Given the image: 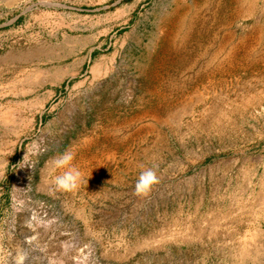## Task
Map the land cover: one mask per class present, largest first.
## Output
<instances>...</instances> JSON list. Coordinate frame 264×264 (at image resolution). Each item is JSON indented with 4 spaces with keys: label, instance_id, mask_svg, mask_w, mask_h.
<instances>
[{
    "label": "rangeland",
    "instance_id": "374dc122",
    "mask_svg": "<svg viewBox=\"0 0 264 264\" xmlns=\"http://www.w3.org/2000/svg\"><path fill=\"white\" fill-rule=\"evenodd\" d=\"M0 264H264V0H0Z\"/></svg>",
    "mask_w": 264,
    "mask_h": 264
},
{
    "label": "clouds",
    "instance_id": "9594fccd",
    "mask_svg": "<svg viewBox=\"0 0 264 264\" xmlns=\"http://www.w3.org/2000/svg\"><path fill=\"white\" fill-rule=\"evenodd\" d=\"M73 159L74 154L66 152L53 162V169H65L62 174L54 177L53 182L57 190L73 191L79 187L82 175L79 169L72 164ZM159 182L155 168H146L140 172L135 182V194L138 196H146Z\"/></svg>",
    "mask_w": 264,
    "mask_h": 264
},
{
    "label": "bare ground",
    "instance_id": "6f19581e",
    "mask_svg": "<svg viewBox=\"0 0 264 264\" xmlns=\"http://www.w3.org/2000/svg\"><path fill=\"white\" fill-rule=\"evenodd\" d=\"M244 4V3H243ZM93 40V39H92Z\"/></svg>",
    "mask_w": 264,
    "mask_h": 264
}]
</instances>
